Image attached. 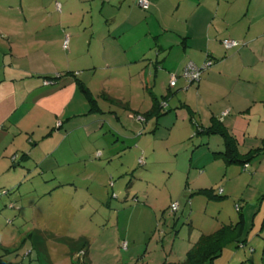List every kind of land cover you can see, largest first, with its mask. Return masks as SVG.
<instances>
[{
  "label": "rangeland",
  "instance_id": "374dc122",
  "mask_svg": "<svg viewBox=\"0 0 264 264\" xmlns=\"http://www.w3.org/2000/svg\"><path fill=\"white\" fill-rule=\"evenodd\" d=\"M101 2L0 0V77L55 74L82 63L91 22L94 32L104 26ZM143 31L139 24L132 33L139 38ZM139 42L143 48L151 40ZM97 45L89 47V63L102 62ZM104 54L109 58L110 49ZM104 69L75 73L86 91L74 80L60 95L30 93L7 116L0 130V264H82L87 257L95 264H183L200 235L223 228L227 241L211 264H264L263 140L243 144L250 138L239 132L240 153L262 147L253 152L261 153L228 163L213 154L223 150L220 136L207 147L175 107L177 87L166 98L157 93L170 105L160 117L141 121L152 106V79L143 86L138 67L115 69L114 77ZM89 108L90 117L72 120L93 122L69 132L63 125L51 141L38 142L66 116ZM45 237L44 252L38 244ZM65 237L84 242L71 253Z\"/></svg>",
  "mask_w": 264,
  "mask_h": 264
},
{
  "label": "crops",
  "instance_id": "0c3cea01",
  "mask_svg": "<svg viewBox=\"0 0 264 264\" xmlns=\"http://www.w3.org/2000/svg\"><path fill=\"white\" fill-rule=\"evenodd\" d=\"M101 1L103 8L100 13L104 26L94 32V22H91V35L86 38L85 47L87 59L79 64H70L63 72L69 71L83 77L84 73L95 74L96 68H105L114 77L120 73L116 72L119 68L131 67L136 70L138 67L135 72L143 86L151 79L153 81L149 88L152 102L154 99L159 102L157 93H163L162 97L166 98L177 87L182 97L175 107L191 124L209 126L214 117L223 123L238 144L240 132L250 138L248 141L244 138L243 144L255 146L257 140H263L264 145V0H149L147 10L136 7L135 0ZM57 4L60 7L59 2H56V8ZM24 13L21 9V14ZM139 24L144 26L139 38L151 40L149 46L143 47L144 50L138 44V34L132 33ZM126 35L130 37L128 45L122 44ZM225 38L238 40L240 44L225 49L221 42ZM93 42L99 44L96 48L99 56L96 55V58L102 62L89 63V59H93L89 55V47ZM107 48L110 49L109 58L104 54ZM208 58L213 61L212 65L202 73L198 82L187 83L181 77L188 62L201 65ZM45 74L51 72L20 75L11 72L9 77H0V130L5 128L4 122L9 113L26 101L30 93L37 92L40 97H49L54 92V95H60L59 92L75 86L71 76L53 87L44 86L40 78L32 77ZM172 74L177 80L170 87ZM127 76L132 78L131 74ZM82 81L84 83L85 79ZM169 106L166 103L165 109ZM90 114L88 109L80 114L66 116L70 118L65 119V131L93 122L95 119L82 124L72 120L79 115L84 120V115L88 118ZM96 127L94 125L92 129ZM57 132L60 131L53 130L48 138H43V135L38 142L51 141ZM203 137L209 144L215 135L202 134ZM221 144L223 146V142ZM16 158L13 155L12 161Z\"/></svg>",
  "mask_w": 264,
  "mask_h": 264
},
{
  "label": "trees",
  "instance_id": "16d2710c",
  "mask_svg": "<svg viewBox=\"0 0 264 264\" xmlns=\"http://www.w3.org/2000/svg\"><path fill=\"white\" fill-rule=\"evenodd\" d=\"M136 1L137 0H135V5L138 6ZM149 6H150V1H149ZM149 6H148V8H149ZM138 7L141 10H147L148 9V8L142 9L140 6H138ZM68 76H71L82 87L83 90L86 89L82 86V84H81L82 82L76 77L75 73H73V72L67 71V72H63V73L57 72L55 74L32 75V77H34V78H40L42 85L49 86V87H53L54 85L61 84L64 81V79H66ZM90 100L92 101V103H94L93 98L90 97ZM165 106H166L165 101H163V102L159 101L158 102V101H156V99H154L150 109H148L147 111L144 112V114L142 116L143 118L141 119V121H147L149 116L151 117V115H153V114L157 117H160V115L158 113L160 112V110L164 109ZM89 110L91 111V108H89ZM69 118L67 117L66 120H68ZM66 120L61 121V124L59 126H57V127L54 126L56 131H62V130H60V128L63 127V125L66 123ZM196 126L197 127H196V131H195L194 135H198V134L212 135L213 134V135L220 136V138L223 142V150H219L217 152L214 151L213 154L223 156V158L228 163L245 164V163H247L248 160H250L251 158H254L255 156H257L261 153V152H255V153H253V152L257 151L259 148L261 149L262 147H257V149H254V148L249 149L248 151H246L243 154L240 153L239 145H238L236 139L226 130L223 123L214 117H212V122L209 126H201L200 124H197ZM63 131H65V130H63ZM52 134H53V129L50 130V132H48L46 135H44L43 138H48ZM205 144H206V146L208 145L207 142H205ZM241 156L245 157V159H240ZM15 162H16V160L13 161V163H15ZM4 193H6V191ZM2 194H3V190L0 191V196H2ZM236 208H237V210H239V219L237 222V224H238L237 227H238V230H241L243 225H244V216L240 212L241 210H240V206L238 204L236 205ZM171 211H172V209H171ZM225 227H228V226H225ZM224 229L225 228H223L222 231L218 230L213 234H209V235H203L202 234V235H200L198 240L187 251L186 258H185V261L183 264H205V263L211 264V262L221 254V252L224 248L223 244H225L227 241L225 239V234L227 232ZM45 235H47L48 237L53 236L52 233H47ZM53 237H55V236H53ZM65 238L66 239H64V238L63 239L61 238V239L64 242H66V244L69 246V248L71 249V253L80 243L84 242L83 237H80V239L78 241L74 240L72 238H69V237H65ZM44 239L45 240H42L41 242H39L38 246H40L41 249L45 252V241L47 238L45 237ZM79 241H81V242H79ZM126 246H127V243H126ZM81 250H82V247H81ZM82 251H84L82 253V255L85 256L86 254H88L87 251H85V250H82ZM82 264H95V263H93L87 257L86 259L83 258Z\"/></svg>",
  "mask_w": 264,
  "mask_h": 264
},
{
  "label": "built area",
  "instance_id": "2783aa9c",
  "mask_svg": "<svg viewBox=\"0 0 264 264\" xmlns=\"http://www.w3.org/2000/svg\"><path fill=\"white\" fill-rule=\"evenodd\" d=\"M136 2H137V5L140 6L142 9H146L149 6L148 0H137ZM57 7H59L58 4H57ZM221 42L225 49L233 48L240 44L238 40L229 39V38H225ZM212 62L213 61L209 58L201 65H197L193 62H188L182 70L181 77H183L187 83H196L200 80L202 73L206 71L212 65ZM176 80H177L176 76L172 74L170 76L169 86L170 87L174 86L176 83ZM172 208L173 210H175L176 208L175 204L173 203H172ZM123 247H126V242H124Z\"/></svg>",
  "mask_w": 264,
  "mask_h": 264
}]
</instances>
